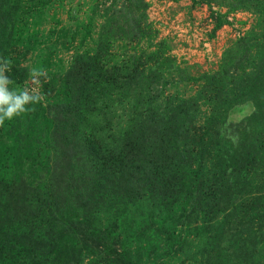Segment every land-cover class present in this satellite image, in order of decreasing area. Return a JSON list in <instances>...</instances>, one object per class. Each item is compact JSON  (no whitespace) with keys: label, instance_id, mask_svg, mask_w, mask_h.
Returning <instances> with one entry per match:
<instances>
[{"label":"rangeland","instance_id":"1","mask_svg":"<svg viewBox=\"0 0 264 264\" xmlns=\"http://www.w3.org/2000/svg\"><path fill=\"white\" fill-rule=\"evenodd\" d=\"M0 56V264H264V0H0Z\"/></svg>","mask_w":264,"mask_h":264},{"label":"clouds","instance_id":"2","mask_svg":"<svg viewBox=\"0 0 264 264\" xmlns=\"http://www.w3.org/2000/svg\"><path fill=\"white\" fill-rule=\"evenodd\" d=\"M12 71L11 60L0 56V128L6 121H11L23 114L35 111L34 105L45 101L40 91L42 79H48L44 68L31 67L23 85H15L8 73Z\"/></svg>","mask_w":264,"mask_h":264}]
</instances>
